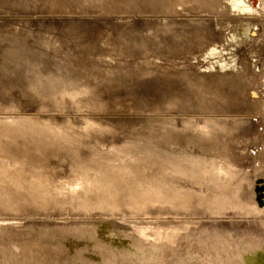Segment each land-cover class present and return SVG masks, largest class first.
<instances>
[{"label":"bare ground","instance_id":"6f19581e","mask_svg":"<svg viewBox=\"0 0 264 264\" xmlns=\"http://www.w3.org/2000/svg\"><path fill=\"white\" fill-rule=\"evenodd\" d=\"M27 1L29 2V0ZM41 1L42 3H46V4L49 3V5L50 4L52 5V2L56 0H41ZM64 1H65L64 4H66L67 6H71L74 4L78 6L94 5L98 8V10H100V12H105L109 10L111 8L110 6L113 4L128 5L132 10L134 9L133 5L135 6L139 5L138 2H144V3L153 2L157 7V10H160L165 13L174 14L175 12L193 11V12H197L198 14L202 13L209 16L211 18L210 31L211 32L213 31L212 34H214V37L210 40H207L202 47L203 50L202 63H201L202 71L201 70L200 71L204 74H210L211 72L213 73L215 71H222L228 69L230 63H233L231 62V58L234 56V54H232L233 56L231 55L232 52L228 54V52H230V49H229V44H227L228 43L227 39L228 37H230V35H228L229 27H230L228 23L233 20H231V18L226 15L231 14V12H236L234 9H239L243 11L247 10L245 4L251 6L252 9H256V10L264 9V0H64ZM35 4H36V0H35ZM141 4L139 5L140 7ZM11 5L12 4H10V6ZM131 6H133V8ZM48 8H50V6ZM67 8L69 9L70 7ZM9 9L11 10L12 8ZM68 9L66 11H68ZM141 9L139 8V10ZM13 10H15V8ZM83 10H85V8ZM37 11H38V7H37ZM93 11L94 10L92 9V12ZM153 11L155 12L156 10ZM54 12L53 14H57ZM78 17L79 16H77V18ZM83 26L86 27L85 25ZM117 27L119 30H122L126 33L127 39L130 42V44L146 46L145 48L146 53L153 48V46L156 44L157 39L163 34V32L167 30H169L170 32L173 31V33L177 32L175 31L174 25H169L164 20L144 22L143 24L144 31L142 33L139 32L137 27L134 24H132V22L130 21L123 20L121 21V23H119ZM63 29H61V31ZM22 31L24 32L23 29ZM33 31L35 32L36 29ZM88 31L86 32L87 33L86 35L90 33V31L89 33ZM4 33H6V35L9 36V39L5 41V44H7V46H10L12 49L9 52V54L11 55H8L7 57H11L10 60L14 67L22 68V71H24V76L28 75L32 83L34 82L33 86L32 84L31 86L33 87L34 90H36L37 88H35L36 86L35 83L38 84L37 82L38 79L40 78L37 77L36 73L33 72V70L36 68L40 69V67H43L45 65V62L47 61L45 57V53L41 52L40 49H35L36 48L35 46H34L35 48L34 47L28 48L25 47L24 45H21L22 41L20 42V37L11 35V30L10 31L6 30ZM173 33H171V35ZM61 35L64 34L61 33ZM77 41L78 40H76V42ZM81 42L79 41L78 43L81 44ZM85 43L83 42L82 46L85 47L84 45ZM74 44L75 42L73 43V45ZM43 45L44 43H39L36 46L42 47ZM75 47H77V50L79 52L80 50H82L80 46L75 45ZM78 47H80V49ZM234 52H236V50ZM115 61L117 62V60ZM242 65L243 64H241L240 66ZM51 67L54 66L52 65ZM56 68L57 66H55V69ZM64 68L66 69L65 66ZM68 68L69 67H67V69ZM57 71L56 73H59L60 70L58 72ZM51 73L44 74V75H49L46 77L47 79L49 77L50 78L48 80L46 79L47 81L46 80L42 81L43 83L41 84V86L44 84L43 86L47 89L43 91V89L39 87L40 84H38L39 85L38 88L41 90H37L39 93L41 92L40 98L42 102L45 101V103L43 104L46 105L45 107H47L46 108L47 110L48 109L61 110L62 108L61 109L59 108L61 106L62 107L65 106L64 107L65 109H79L81 107L86 109H94L98 106L106 107V103H107L106 98H104L106 103L100 102L103 100L102 98L100 101H97L95 96L90 94V91H86V92L84 91L85 93H83L77 88L74 87L70 88V86L73 85L72 83H69V81L62 83L61 80L62 76L60 79L58 77L59 74L57 75L54 72L55 73L54 75V73L52 74ZM163 74L164 73H162L161 75L165 76ZM64 75L65 76L67 75V71ZM80 75H82V72ZM138 75L139 74H137V76ZM43 76L40 77L42 78ZM146 76H151V75L149 74ZM72 78L74 79V77ZM91 78L92 77H90V79ZM189 78H191V76ZM30 79L28 82H31ZM114 79L112 78V81ZM82 80H86V79H82ZM102 80L103 79H101V81ZM193 80L196 81L195 79ZM200 82L202 83L201 80ZM169 83L170 82H168V84ZM171 83L173 82L171 81ZM201 83L196 88H193L189 84H187L185 89H183L182 87V90L181 89L179 90L180 93L173 92L170 95V98L168 99L167 103H170L173 100V101H178V103H180L182 107L190 106L187 104H195V106L200 104V106L205 111L233 110L238 112L239 120L235 123V125L231 127V130L233 134H235V136H233L235 137L234 140L237 141L238 138L239 141L238 143H240L241 146H243L246 149V154L248 156L247 158L250 165L248 175L244 174L245 177L243 176V178L234 175L235 173L233 172L234 160L231 156V152H232L231 143H230L231 141L228 140L230 136H228L229 132L227 130L224 131V129L222 130L216 129L213 132L215 134H213L210 138H203L204 141H209V139H212L210 141H213L215 143L214 144L216 146L215 148L200 147L199 151L196 150L197 151L196 155L185 153L184 151L185 148H183V146L187 140L186 139L182 140L184 139L183 137L187 138L186 136L189 135V137H191V140H193L192 144H195L194 143L195 138H197L196 135L209 133L210 131L209 129H207V127H211L212 125H214L215 124V122H213L214 120L208 119L207 124L205 125L204 123L200 124L201 122H199L200 125L193 124V125H182V126H171V127L169 126L167 128H165L162 125L164 129L163 128L155 129L156 128L155 127L154 129L151 128L148 131L145 130L146 132H148L147 135L137 134L133 136V138L135 139V143L136 142L137 143L134 145L135 149L132 150L133 149L132 148L131 152L125 150L120 151L119 146H115V145L110 146L107 143V140L113 138V136L117 138V140L120 138L123 139L126 137L129 138V136L123 135L125 131H123L122 129L112 128L113 133L107 134L104 133V131L107 130H105L104 127H101L102 125L90 121L78 122V121L69 120L68 121L69 126L56 128L55 125L57 124H53L50 122L46 123L44 122L46 120H43L42 124L40 123L39 125L36 124L33 125L38 126V129L42 127L41 130L38 131L43 132L45 134L43 137L45 138L43 139V141H37V143L31 144L30 142H28L29 144L32 145V147H30L28 151H21L19 150V148L8 149L5 146H3L0 142V150H1L0 155L4 156L3 160L0 161V191L1 193L7 194V196L8 195L11 196L13 194L12 192L15 191V189L16 190L18 189V191H15L16 193L14 192V195L18 194L17 192L20 193V195L19 194L17 195L19 197H17L16 195L12 199L10 197L13 203L10 202V199L8 200L9 203L11 204H14L15 201L13 207H4L5 204L0 203L1 215L3 214L5 215L4 213L5 211L8 212L7 214H11V213H22L23 211L26 210H31L33 212L39 210L43 212H47L51 210L53 211L52 213H58V211L78 212L81 214L100 212L104 214V216H111V215L125 216L129 213L141 211V213L152 212L155 214H181V215L185 214L186 216L187 215L192 216V218L195 219V221L187 223L186 225L179 224L176 225L175 227H171L168 224H166L163 227H161V232H162L161 235H156L157 232L156 229L155 231H153L152 237L150 239H142L130 233L129 231L119 228V226L116 225L115 223L106 222V221L90 222V223L75 222L73 224H48L45 221L27 222L26 224L23 223V225L0 224V264H264V90L259 92L257 89H253L251 90V93L249 94L247 99L243 100L240 98L236 100L235 103L232 102L228 103L225 101V98H223L222 96L220 98L219 95L214 99L212 96V91H213L212 86L210 84H206V81L205 84L203 85ZM63 84H65L66 86H64V88L63 86L60 87ZM85 84L86 83H84L83 85ZM142 84H144V82H142ZM55 85L59 87L56 88L61 89L62 91L60 90H58L57 92L53 91L52 87L55 88ZM26 86L28 85L26 84ZM148 87L146 88V90L144 89L146 92L148 90ZM0 90H2V88ZM96 91H94L93 94L98 93ZM141 91H143V89ZM23 92H25V90H23ZM160 92L162 93V91ZM55 93H57L58 95H53ZM11 94H9V96ZM109 94L111 95L110 92ZM37 95L39 94L37 93ZM96 95L98 96L99 94ZM139 95H137V98ZM146 95L147 94H145V96ZM55 96H58L57 97L58 99L55 98ZM139 98L141 97L139 96ZM14 101L15 100H13V102ZM129 102H131V100ZM5 104L3 106H5ZM30 104L32 105V103ZM137 104L140 103L137 102ZM8 106H10V104ZM10 107H12V104ZM147 111L149 112V110ZM13 116L6 117L4 121L10 122L11 124H15L14 121L16 118ZM62 120L63 123L64 122L67 123L66 119L65 121L64 119ZM97 120L100 121L99 119ZM3 123L1 122V124ZM0 130L3 133H8L14 138H20L22 141L26 142L30 140V139H24L23 136L14 135L13 134L14 131L12 129L0 127ZM61 131L74 134L72 138L70 137V139H72L74 143L84 145L85 142V144L87 143L89 146H87L86 144L85 147L87 148H85L84 150L81 149L80 151V149L78 148L79 145L77 144L76 145L73 144L74 146H65V148L63 149L59 145H55V144L52 145L51 143H47L50 139H53L55 137L59 138V136H56L55 133L58 134ZM38 137L41 138L40 135ZM146 142L154 145V147L148 148ZM117 143H119V141ZM170 146H173L174 148L171 150L169 149ZM151 149H153L154 151L152 152ZM155 150H159L160 152L159 151L156 152ZM143 154L146 155L149 154L151 156L154 154H160L161 159L157 161V163L155 162L143 163L141 160L138 161L137 159L134 158L135 156H140ZM109 157H111L112 159L108 162V164H102ZM7 168H9L11 171V172L9 171V174L10 173L11 174L14 173V174L7 176L8 172L7 173L4 172V170L6 171L8 170ZM2 169L5 174L1 172ZM7 183L9 185H7ZM27 184L29 185L27 186ZM120 185L122 186L125 185L127 190L125 189L122 190L121 188L122 186ZM11 186L12 188L10 190L11 191L13 190L12 192L9 190V187ZM138 194L144 196L138 197L137 196ZM29 195L34 200L32 199L31 200L32 202H30V204L28 202H27L28 204L26 202L23 203V201H27L26 196ZM148 201H149L148 204L153 202H155L156 204L153 203L155 204L153 205V207L148 206V204L147 206L144 207L143 204L144 203L146 204ZM9 203H7V205ZM146 207L147 209L144 210ZM199 219H202V221Z\"/></svg>","mask_w":264,"mask_h":264},{"label":"rangeland","instance_id":"374dc122","mask_svg":"<svg viewBox=\"0 0 264 264\" xmlns=\"http://www.w3.org/2000/svg\"><path fill=\"white\" fill-rule=\"evenodd\" d=\"M19 1H21V2H19ZM40 1L41 0H36V4H35V0H29V2H30V4H29V2L27 0H16V1L15 0H0V14H1L0 15V44H1L0 45V80H3V81H0L1 82L0 83V89L2 88V90H0V92L2 93V94L0 93L2 95V97L0 95V98H1L0 99V108H1L0 112L2 111L0 114V115H2V116H0V125H2L1 122L2 123L4 122L3 124L18 127L17 129L19 131H22V133L25 135L27 134V135H32V136H37V135L39 136V135H42L44 133L41 131H38V130H41L42 127L38 129V126H36V125H39L40 123L42 124L43 120H46V121H44L46 123L50 122L53 124H57V125H55L56 128L57 127L58 128L63 127V126H69V122H68L69 120L70 121H78V122L79 121H90V122L102 125L101 127H104L105 130H107V131H104V133H107V134L113 133L112 130L115 128L122 129L123 131H125L123 133V135L129 136V138L126 137V138H124L125 140L123 138H120L117 140V138H115L113 136V138L107 140V143L110 146H114V145L119 146L120 151L125 150V151L131 152V149L133 148L132 150H134L135 149L134 145L137 143V142L135 143V139L133 138V136L137 135V134L147 135L148 132H146L145 130L148 131L151 128L154 129L155 127H156L155 129H157V128H160V129L163 128L164 129V127L167 128L169 126L171 127V126H182V125H193V124L200 125L203 123L205 125V124H207V120L210 119V120H214L213 122H215V124L212 125L211 127H207V129H209V131H210L209 133H204L202 135L197 134L196 135L197 138H195V142H194L195 144H192L193 140H191V137H189V135L186 136L188 139L183 137L184 139H182V140H185V139L187 140L183 146V148H185L184 149L185 153H188L191 155H196V153H197L196 150L199 151L200 147H208V148L213 147V148H215L216 147L214 145L215 143L213 141H210L212 139H209V141H204L203 138H210L213 134H215L213 132L216 129L217 130L224 129V131L227 130L229 132L228 136H230L228 138V140L231 141L230 142L231 143V149H232L231 156L234 160V162H233V168H234L233 172H235L234 175H236L237 177L243 178V176L245 177V175L249 174L250 165H249V161L247 158L248 156L246 154V149L243 146H241L240 143H238L239 142L238 138H237V141L234 140L235 137H233V136H235V134H233V132L231 130V127L233 125H235V123L239 120L238 112L233 111V110L205 111L200 106V104L196 105L197 107L195 106V104H187L190 106L186 105L187 107H182L181 104L178 103V101L172 100L170 103H167V102H168V99L170 98V95L173 92H179L180 93L179 90L180 89L182 90V87H183V89H185L187 84H189L193 88H196L201 83L200 80L202 81V83H201L202 85L205 84V81H206V84H210L212 86V89H213L212 96L214 99L216 97H218V95H219L220 98H221V96L223 98H225V101L228 103H231V102L235 103L236 100H238L240 98L243 100L247 99L249 94L251 93V90H253V89H257L259 92L264 90V9L263 10L252 9L251 6H249L248 4L247 5L245 4V6L247 7V10L243 11V10H239V9H234L236 12H231V14L226 15V16H229L231 18V20H233V21L235 20L234 22L230 21L228 23V25L230 26V27L228 26L229 27V34L228 35H230V37H228V39H227L228 40L227 44H229V49H230V52H228V54H230L232 52L231 55L234 54V56H235L234 57L232 55L233 57L231 58V62H233V63H230L228 69H225L222 71H215L213 73L211 72L210 74H204L201 72L202 71V68H201L202 51H203L202 47L206 43L207 40H210L214 37V34H212L213 31L212 32L210 31V29H211V18L205 14H202V13L198 14L197 12H193V11L175 12L174 14L173 13H165V12H162L160 10H157V7L155 6V4L153 2H149V3L138 2L139 5L142 3L141 7L138 4L137 5L139 7L133 5L134 9H132V10L130 9V7L128 5L113 4L110 6L111 7L110 9L112 11L109 9V10H107L108 12L107 11L100 12V10H98V8L94 5H79L80 6L79 7L78 5L74 4L71 6H67L66 4H64V2H65L64 0H56V1L52 2V5H53L52 6L51 4L49 5V3L46 4V3H42V1L41 2ZM17 2H19V3H17ZM10 4H12V5L10 6ZM31 4H32V6H31ZM42 6H43V8H42ZM49 6H50V8L52 7L51 10H50V8H48ZM61 6H63V7H61ZM66 6L70 7V8L68 9ZM77 6L79 9L77 8ZM133 6H131V7L133 8ZM37 7H38V11H37ZM45 7H47V8H45ZM71 7H73V8H71ZM126 7H128V8H126ZM9 8H12V9L10 10ZM14 8H15V10H13ZM40 8H42V9H40ZM84 8H85V10H83ZM139 8L140 9L142 8V9L139 10ZM31 9H32V11H31ZM62 9H63V11H62ZM67 9H68V11H66ZM92 9L94 10L93 11L94 13L92 12ZM128 9L131 11H129ZM137 10H139V11H137ZM153 10H156V11L154 12ZM7 11H9V12H7ZM12 11H13V13H12ZM46 11H47V13H46ZM88 11H90V12H88ZM109 11H111V12H109ZM53 12L57 13L58 15L53 14ZM68 12L69 13L72 12L73 14L72 13L69 14ZM136 12H138V13H136ZM151 12H153V13H151ZM22 13H23V15H22ZM44 13H46V14H44ZM128 13H131V14H128ZM37 14H39V15L42 14V15H40L41 16L40 17ZM66 14H67V16H66ZM157 14H160L161 16L157 15ZM154 15H155V17H154ZM77 16H79V17L77 18ZM14 19H15V21H14ZM82 19H84V20H82ZM123 20L132 22V24H134L137 27V29L139 30V32H141V33L144 31V27H143L144 22L155 21V20H164V21H166L167 24L174 25L175 31H177V32L173 33V31L170 32L169 30L163 32V34L159 37L161 40L158 38L156 41V44L153 46V48L149 52L146 53L145 52L146 46L130 44V42L127 39L126 33L124 31L118 29L117 26ZM61 22H63V23H61ZM26 23L27 24L30 23V24L27 25ZM86 23H88V24H86ZM232 23L235 25H233ZM49 25H50V27H49ZM83 25H85L86 27H84ZM206 26H207V28H206ZM22 29L24 30V32L22 31ZM35 29H36V31H35L36 33L33 31ZM61 29H63V30L61 31ZM6 30H8V31L11 30V35H15V36L20 37V42L22 41L21 45H24L25 47H28V48L35 46L36 47V48L34 47L35 49H40L41 52L45 53V57L47 60L45 62V65L43 67H40V69L36 68L33 70V72L36 73L37 77L40 78V79H38V82H37L38 84H40V86L35 83V85L37 86V87L35 86V88H37L36 90H34L32 87L34 82L32 83V81L28 77V75L24 76V71H22V68L14 67L11 63V60H10L11 57H7L8 55H11V54H9V52L12 49L10 46H7V44H5V41H7L9 39V36H7L6 33H4ZM88 30L90 31V33ZM87 31L89 33L88 35H86ZM92 31H94L95 33ZM14 32H16V33H14ZM61 33L64 35H61ZM168 33H169V35H168ZM171 33H173L174 35L173 34L171 35ZM201 33H203V34H201ZM250 33H251V35H250ZM55 35L57 36V38ZM252 35H255V36H252ZM27 36H29V37H27ZM79 38H81V39H79ZM23 39H25V40H23ZM57 39L60 40L61 44L59 43V40H57ZM85 39H86V41H85ZM76 40H78V41L76 42ZM79 41L80 42L83 41L84 43L86 42L84 44L85 47L82 46L83 42H81V44H80V43H78ZM53 42H54V44H53ZM74 42H75V44L73 45ZM106 42H107V44H106ZM39 43H44V45L42 47H37L36 45H38ZM232 43H233V45H232ZM244 44H245V46H244ZM75 45L80 46V47L82 46L81 47L82 50H80V52H79L77 50V47H75ZM80 47H78V48L80 49ZM49 48H51V49H49ZM62 48H63V50H62ZM165 48H166V50H165ZM46 50H48V51H46ZM59 50H61V51H59ZM75 50H76V52H75ZM235 50H236V52H234ZM59 53H60V55H59ZM49 54H50V57H49ZM64 55H66V56H64ZM243 57H245V58H243ZM52 58H53V60H52ZM78 58H80V59H78ZM234 58H236V59H234ZM72 59H74V60H72ZM115 60H117V62ZM247 60L249 61V63ZM235 62L238 64H236ZM46 63H47V66H46ZM68 64H70V65H68ZM241 64H243V65L240 66ZM52 65L54 67H51ZM55 66H57L56 69H55ZM64 66L66 67V69L64 68ZM73 66H75V67H73ZM88 66L90 69L88 68ZM48 67H49V69H48ZM59 67L62 69H60ZM67 67H69V68L67 69ZM15 68H17V69H15ZM63 68H64V70H63ZM71 68H73V69H71ZM81 68H82V71H81ZM57 69H58V71L60 70L59 73H56ZM53 70H55V71H53ZM65 70L67 71L66 76L64 75L66 73ZM77 70H78V72H77ZM83 70H85V71H83ZM144 70H146V71H144ZM90 71H91V73H90ZM51 72L52 73L55 72L57 75L59 74L58 77L60 79L62 76V79H61L62 83L66 82V81H69V83H72L73 85H71L70 88H73V87L77 88L78 90L82 91L83 93H85L86 91H90V94L94 95L97 101H100L102 98L103 100L100 102L106 103V101L104 99V98H106V100H107L106 107L105 106H101V107L98 106L99 108L96 107L94 109H86L83 107H81L79 109H65L64 108L65 106L64 107L61 106V107H59L60 109L62 108L61 110H58V109H53V110L48 109L47 110L46 109L47 107H45L46 105L43 104V103H45V101L42 102V100L40 98L41 92L39 93L37 90H41L38 88V86L40 88H42L43 91H45V89H47L43 86L44 84L42 86H41V84L43 83L42 81H45L47 79L46 77L49 76V75H44V74L45 73H51ZM81 72H82V75H80ZM55 73H54V75H55ZM162 73H164L163 75H165V76H162L161 75ZM137 74H139V75L137 76ZM149 74L153 78L151 76H146ZM154 74L156 77L154 76ZM40 76H43V77L41 78ZM71 76L74 77V79ZM173 76L175 79L173 78ZM190 76H191V78H189ZM90 77H92V78L90 79ZM43 78H44V80H43ZM112 78L113 79L115 78L116 80L114 79L112 81ZM123 78H125V79H123ZM126 78H128V79H126ZM192 78L195 79L196 81H194ZM29 79L31 82H28ZM82 79H86V80H82ZM101 79H103V80L101 81ZM176 79L178 80V82ZM13 80L15 81V83ZM125 80H127V81H125ZM106 81H108V82H106ZM115 81H118L119 83L115 82ZM171 81L173 83H171ZM142 82H144V84H142ZM168 82H170L171 84L169 83L170 84L169 85ZM175 82H176V84H175ZM6 83L8 84V86ZM82 83L83 84L86 83V84L83 85ZM89 83H91L92 86ZM26 84L28 86H26ZM31 84H32V86H31ZM261 84H262V86H261ZM4 85H6V86H4ZM11 85H13L14 87ZM140 85H141V87H140ZM18 86H19V88H18ZM62 86L64 88V86H66V85L63 84L60 87H62ZM161 86H162V88H161ZM237 86H239V87H237ZM5 87H7V88H5ZM12 87H13V89H12ZM56 87H58V86L55 85V88L52 87L53 88L52 90L56 91V92L58 90L62 91L61 89H58L59 87L58 88H56ZM92 87H94V88H92ZM147 87H148V90L146 92L145 90ZM127 88H129V89H127ZM11 89H12V92H11ZM142 89H143V91H141ZM239 89H240V91H239ZM17 90H18V93H17ZM23 90H25V92H23ZM94 91L98 92V93H96V92L95 93L99 94V95L97 96L96 94H93ZM160 91H162L163 94ZM244 91H246L247 93ZM22 92H23V94H22ZM36 92L39 95H37ZM100 92H102V93H100ZM109 92L111 93V95L109 94ZM166 92H167V94H166ZM8 93L9 94L12 93V94L9 96ZM27 93H28V95H27ZM123 93H124V95H123ZM139 93H140V95H139ZM133 94H135L136 96ZM145 94H147L146 95L147 97L145 96ZM53 95H58V94L55 93ZM137 95H139L141 98H139V96H138V98H139L138 99ZM246 95H247V97H246ZM112 96H114V97H112ZM123 96H125V97H123ZM52 97H54V96H52ZM57 97L58 96H55V98H57ZM120 98H122L123 100ZM124 98L126 101L124 100ZM132 98H133V100H132ZM13 100H15V101L13 102ZM22 100H24V101H22ZM130 100H131V102H129ZM3 102H5L6 104ZM8 102H9L10 106L12 104V107L8 106L9 105ZM137 102L140 104H137ZM23 103H25V104H23ZM30 103H32V105ZM190 103H192V102H190ZM4 104H5V106H3ZM14 104H17L20 106H17ZM26 104H28V105H26ZM1 105H2V107H1ZM25 105H26V107H25ZM63 105H64V103H63ZM145 106H146V108H145ZM151 106H153V107H151ZM17 107H19V108H17ZM117 109H118V111H117ZM24 110H25V112H24ZM147 110H149L150 113ZM20 111H21V113H20ZM60 112H62V113H60ZM162 112H164V113H162ZM184 113H186V114H184ZM212 113H214V114H212ZM17 114H18V116H17ZM198 114H199V116H198ZM9 116H13L16 118L14 121L15 124H11L10 122L4 121L5 118L9 117ZM54 117H56V118H54ZM177 117H179V118H177ZM19 118H21V119H19ZM62 119H64V121L66 119L67 123L66 122L63 123ZM97 119H99L100 121H98ZM38 120H41V121H38ZM199 122H201V123L199 124ZM33 124H36V125H33ZM185 128H187V127H185ZM55 135L59 136V138H60V136H62L61 138H64V141H65V138L69 139L70 137L72 138L74 136V134H70V133H66V132H62V131L59 132L58 134L55 133ZM109 137H111V136H109ZM55 138H57V137H55ZM200 138H202V139H200ZM69 140H70L71 146L73 144L79 145L78 148L80 149V151H81V149L84 150L85 148H87V147H85L87 144V143L85 144V142H84V145H80L78 143H74V141H72L71 139H69ZM30 141L31 140H28L26 142L22 141L20 138H14L13 136L9 135L8 133H3L0 130V142L3 146H5L8 149L9 148H19V150H21V151H28L30 149V147H32V145L28 143ZM118 141H119V143H117ZM68 143H69V141H68ZM146 145L148 148L154 147V145L149 144L147 142H146ZM87 146H89V145L87 144ZM173 148H174L173 146L169 147V149H171V150ZM151 150H152V152L154 151L153 149H151ZM155 151L157 152L159 150H155ZM68 155H71V154H68ZM3 157H4L3 155L2 156L0 155V158H1L0 161L3 160ZM134 158L137 159L138 161L141 160L143 163L144 162H146V163H148V162L157 163V161H159L161 159V155L160 154H154L151 156L149 154H147V155L143 154L140 156H135ZM111 159H112L111 157L107 158L105 160V162H103L102 164H108V162ZM236 165H238V166H236ZM7 169L8 170L7 171L4 170V172L5 173L8 172V174H9L10 169L9 168H7ZM1 172H3V169ZM4 172H3V174H5ZM8 174H7V176H10V175H13L14 173L13 174L10 173L9 175ZM7 185H9V184L7 183ZM28 185L29 184H27V186ZM120 186H122V185H120ZM11 188H12V186L9 187V190ZM121 188H122V190L123 189L127 190L125 185H123ZM23 189H24V187H23ZM15 191H18V189L17 190L15 189ZM15 191H13L12 193L14 194ZM17 193L20 195L19 192H17ZM18 194H15V195H18ZM12 195L11 196L8 195L9 196L8 197L7 194L1 193V191H0V203H4L5 204L4 207H13L15 204V201H14V204H11V203H13V201L11 199L14 198V196H12ZM137 196L141 197L144 195L138 194ZM10 197H11V199H10ZM5 198L7 199V201ZM26 198H27V201H23V203L28 202L30 204V202H32L31 200L33 198L30 195L26 196ZM9 199H10L11 203H9V201H8ZM13 200H15V199H13ZM5 202H7L9 204L7 205V203H5ZM148 203H149V201L146 204L145 203L144 204L141 203V204H143L145 207V206H147ZM153 203H155V202H153ZM153 203L148 204V206L153 207V205L156 204V203L155 204H153ZM137 205H138V203H137ZM146 209H147V207L144 210H146ZM52 212L53 211H51V210H49L47 212H43L40 210L34 211V212L31 210H26V211H23L22 213L7 214L8 212L5 211L4 212L5 215L0 214V224L23 225V223L26 224L27 222H35V221H45L48 224H73L75 222H88V223H90V222L106 221V222H113L116 225H118L119 228L124 229L126 231H129L130 233H132V234H134V235H136L142 239H150L152 237L153 231H155L156 229H157L156 235H161V233H162L161 227H163L166 224H168L171 227H175L176 225H179V224L186 225L187 223L195 221V219H193L192 216H190V215L186 216L185 214H182V215L181 214H155L152 212L141 213V211L129 213L125 216H119V215L104 216V214H102L100 212L99 213L92 212L90 214H81L78 212H62V211H58V213H52ZM174 218H176V219H174ZM199 220L202 221V219H199Z\"/></svg>","mask_w":264,"mask_h":264},{"label":"water","instance_id":"95a60500","mask_svg":"<svg viewBox=\"0 0 264 264\" xmlns=\"http://www.w3.org/2000/svg\"><path fill=\"white\" fill-rule=\"evenodd\" d=\"M0 127L1 128H9V129H12L13 131H14V135H17V136H23L24 137V139H30L31 141H30V143L32 144V142L33 143H37V141H43V139L45 138V137H43L45 134H42V135H40L41 136V138L40 137H38V135L37 136H32V135H25V134H23L22 133V131H19L17 128L18 127H15V126H10V125H6V124H2V125H0ZM62 136H60V138H53V139H50L47 143H51L52 145H59V146H61L62 148H65V146H71V144H70V138L68 139V138H65V141H64V138H61ZM34 138V139H33ZM72 140V139H71ZM68 141H69V143H68ZM73 141V140H72ZM72 146H74V145H72ZM1 151V150H0ZM13 196H15L14 194H13ZM17 196V195H16ZM17 197H19V196H17Z\"/></svg>","mask_w":264,"mask_h":264}]
</instances>
